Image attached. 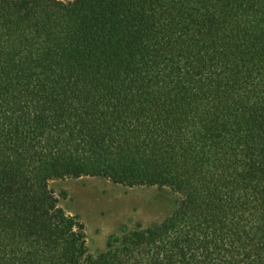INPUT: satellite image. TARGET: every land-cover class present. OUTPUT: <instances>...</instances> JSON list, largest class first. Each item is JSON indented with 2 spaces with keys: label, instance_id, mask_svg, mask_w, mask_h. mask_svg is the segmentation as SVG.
Returning <instances> with one entry per match:
<instances>
[{
  "label": "trees",
  "instance_id": "trees-1",
  "mask_svg": "<svg viewBox=\"0 0 264 264\" xmlns=\"http://www.w3.org/2000/svg\"><path fill=\"white\" fill-rule=\"evenodd\" d=\"M84 178L175 206L91 254ZM0 264H264V0H0Z\"/></svg>",
  "mask_w": 264,
  "mask_h": 264
},
{
  "label": "rangeland",
  "instance_id": "rangeland-1",
  "mask_svg": "<svg viewBox=\"0 0 264 264\" xmlns=\"http://www.w3.org/2000/svg\"><path fill=\"white\" fill-rule=\"evenodd\" d=\"M52 188L60 198L65 193L61 207L85 224L91 254L103 251L109 239L123 230L162 222L172 213L176 200L165 189H131L96 178L57 182Z\"/></svg>",
  "mask_w": 264,
  "mask_h": 264
}]
</instances>
